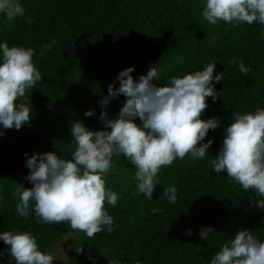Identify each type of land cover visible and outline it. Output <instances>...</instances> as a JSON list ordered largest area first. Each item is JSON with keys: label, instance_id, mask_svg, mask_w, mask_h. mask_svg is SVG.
Here are the masks:
<instances>
[{"label": "trees", "instance_id": "obj_1", "mask_svg": "<svg viewBox=\"0 0 264 264\" xmlns=\"http://www.w3.org/2000/svg\"><path fill=\"white\" fill-rule=\"evenodd\" d=\"M25 14L14 20L0 16V42L35 49L33 60L42 80L26 91L31 107L29 124L19 130L6 129L0 135V231L18 228L31 231L42 250L54 256L66 244L64 257L52 264H209L214 253L240 229H249L264 239V210L255 201L254 190H244L226 173L212 170L210 160L222 146L227 124L236 111L264 107V25L220 22L209 24L201 15L202 0H20ZM31 18V23H29ZM52 41H55L52 44ZM44 44H52L51 51ZM243 59L247 75L228 61ZM216 61L213 81L216 100L207 99L203 119L212 116L221 126L209 130L212 139L203 160H175L163 168L153 199L136 195L134 165L122 155L113 156L116 171L106 176V186L120 196L115 206L105 203L114 218V231L105 229L89 238L67 223L36 222L18 216L16 204L20 185L28 188L30 169L25 153L56 151L70 157L71 124L83 120L92 130L105 127L100 119V101L108 95L109 84L123 69L134 66L138 79L157 66L164 84L170 76L196 71L203 63ZM123 94L106 106L115 118L125 102ZM92 116H85L86 110ZM136 123L142 122L137 117ZM174 185L175 204L163 196ZM157 211L153 214L152 209ZM202 226H213L207 241L200 236ZM191 229L192 235H188ZM82 247L83 252L76 248ZM8 246L0 241V253L8 259ZM12 264L15 260L12 259Z\"/></svg>", "mask_w": 264, "mask_h": 264}, {"label": "clouds", "instance_id": "obj_2", "mask_svg": "<svg viewBox=\"0 0 264 264\" xmlns=\"http://www.w3.org/2000/svg\"><path fill=\"white\" fill-rule=\"evenodd\" d=\"M202 17L211 25L221 21L237 27L241 24L264 25V0H202ZM25 14L20 0H0V16L14 20ZM31 23V18H29ZM264 38V30L260 33ZM55 41H52L54 44ZM52 44H44L51 51ZM35 49L22 45L9 46L0 42V135L6 129L19 130L29 124L31 107L19 102L26 91L42 80V74L33 60ZM216 61L203 63L196 71L170 76L164 84L159 80L157 66H151L146 74L134 79V66L120 71L108 86L107 98L100 101L104 111L100 119L105 127L92 130L83 120L71 124L72 149L70 157L57 152L25 153L26 166L30 169L26 179L32 186L20 185L16 212L27 218L34 212L36 222L43 224L67 223L72 230L83 232L92 238L106 227L114 231V218L105 203L115 206L120 196L106 186V176L116 171L113 156H123L134 165L136 195L153 199L158 176L163 168L177 159L187 156L191 160H203L209 154L213 140L204 143L209 130L221 126L215 116L203 119L208 97L216 100L213 81L224 79L223 72L214 75ZM229 64L238 65L247 75L250 68L243 59L232 57ZM123 94L125 102L115 118L108 115L106 106L111 98ZM86 110L85 116H92ZM139 118L141 124L136 123ZM212 170L226 173L228 178L244 190L255 191V204L264 210V107L233 112L224 132L218 154L210 160ZM163 196L169 203L178 199L174 185L165 187ZM2 199V197H0ZM159 211L152 209L153 214ZM213 226H202L200 236L207 241ZM192 235L191 229L187 232ZM0 241L8 246V259L0 253V264H52L56 255L41 249L36 236L27 230L13 228L0 231ZM83 252V248H76ZM60 260V259H59ZM112 264H118L113 261ZM209 264H264V239L249 229H240L220 246Z\"/></svg>", "mask_w": 264, "mask_h": 264}, {"label": "rangeland", "instance_id": "obj_3", "mask_svg": "<svg viewBox=\"0 0 264 264\" xmlns=\"http://www.w3.org/2000/svg\"><path fill=\"white\" fill-rule=\"evenodd\" d=\"M66 249H67L66 244L62 245L59 248V250H58L59 252L56 254V257L58 258V260H54L52 263L60 261L59 259H61L62 257H64L65 252H66Z\"/></svg>", "mask_w": 264, "mask_h": 264}]
</instances>
